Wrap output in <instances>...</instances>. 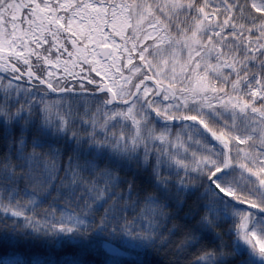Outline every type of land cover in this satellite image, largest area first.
<instances>
[{
    "label": "snow or ice",
    "instance_id": "obj_1",
    "mask_svg": "<svg viewBox=\"0 0 264 264\" xmlns=\"http://www.w3.org/2000/svg\"><path fill=\"white\" fill-rule=\"evenodd\" d=\"M0 264H264V0H0Z\"/></svg>",
    "mask_w": 264,
    "mask_h": 264
}]
</instances>
